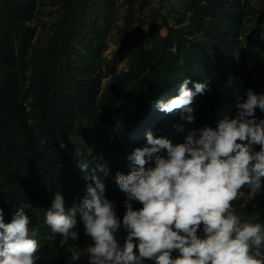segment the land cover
<instances>
[{
    "label": "trees",
    "instance_id": "obj_1",
    "mask_svg": "<svg viewBox=\"0 0 264 264\" xmlns=\"http://www.w3.org/2000/svg\"><path fill=\"white\" fill-rule=\"evenodd\" d=\"M113 1L57 0L52 32L38 48L28 22L39 0H0V209L5 223L20 208L29 216L40 244L37 264H68L73 250L90 243L79 215L74 229L79 239L63 247L62 237L45 224L57 190L66 208L80 203L85 177L106 164L111 174L105 178V195L122 219L126 197L114 177L129 174L127 157L135 148L149 147L146 133L182 143L192 129H216L225 117L233 118L249 88L264 94V65L257 66L255 40L240 37L246 23L243 0H189V23L168 27L163 36L153 18L147 47L146 35L129 39L133 18L128 16L118 38L127 70L119 72L114 60L101 56L108 21L106 11L97 9L100 2L109 9ZM102 66L110 75L105 85L97 74ZM185 79L193 91L195 83L207 85L194 98L191 123L182 118L187 113L156 107L179 95ZM255 115L264 120L258 108ZM102 132L108 136L105 156L99 146ZM239 211L264 215V194ZM77 264H87V257Z\"/></svg>",
    "mask_w": 264,
    "mask_h": 264
},
{
    "label": "clouds",
    "instance_id": "obj_2",
    "mask_svg": "<svg viewBox=\"0 0 264 264\" xmlns=\"http://www.w3.org/2000/svg\"><path fill=\"white\" fill-rule=\"evenodd\" d=\"M189 83L185 79L179 95L158 101L157 109L187 113L182 118L194 122V98L207 85L195 83L193 91ZM236 107L233 118L225 117L216 129H192L182 143L146 133L149 147L135 148L127 157L129 174L114 177L126 197L122 219L105 195L111 174L106 164L85 177L80 203L66 208L57 190L44 222L62 237L60 246L79 239L77 215L90 238L82 250L71 252L68 264L82 257L87 264H264V222L236 207L264 194V120L255 115L257 108L264 112V94L249 88ZM29 225L23 208L8 223L0 209V264L41 259L37 230Z\"/></svg>",
    "mask_w": 264,
    "mask_h": 264
},
{
    "label": "rangeland",
    "instance_id": "obj_3",
    "mask_svg": "<svg viewBox=\"0 0 264 264\" xmlns=\"http://www.w3.org/2000/svg\"><path fill=\"white\" fill-rule=\"evenodd\" d=\"M244 9L246 11L245 30L240 35L244 41L248 37L255 40L256 46L253 47V52L260 57V67L264 65V0H243ZM189 0H133V4L128 5L126 0H114L113 5L109 9H105V3L100 2L97 9H104L108 25L104 29V44L101 48V56L108 61H115L117 72L127 70V54L126 51L120 49L118 38L120 30L125 26L128 16H132L133 32L129 39L134 37L143 38L150 31V23L154 18V24L158 31L163 36L167 32L168 27H184L189 23L191 9ZM130 9L133 12H130ZM58 16L57 0H39L35 15L28 22L30 26L35 28V35L32 40L38 48L46 45V38L51 34L54 22ZM102 20L100 21L102 23ZM144 47L149 45V36L145 39ZM102 85H105L110 75L107 74L105 66H102L100 71ZM102 132L100 135L99 146L102 148V155L107 154L106 140L108 136ZM119 137H123L121 132H118ZM243 200L237 203L236 207L240 210L245 206ZM260 221L264 222V215H260Z\"/></svg>",
    "mask_w": 264,
    "mask_h": 264
}]
</instances>
